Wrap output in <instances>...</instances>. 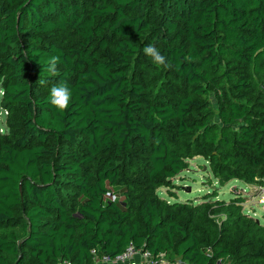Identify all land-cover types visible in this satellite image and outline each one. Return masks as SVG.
I'll return each mask as SVG.
<instances>
[{"label": "trees", "instance_id": "16d2710c", "mask_svg": "<svg viewBox=\"0 0 264 264\" xmlns=\"http://www.w3.org/2000/svg\"><path fill=\"white\" fill-rule=\"evenodd\" d=\"M61 82L65 111L49 101ZM0 87V264H94L129 245L264 264L243 196L157 192L195 157L222 186H264V0H0Z\"/></svg>", "mask_w": 264, "mask_h": 264}, {"label": "rangeland", "instance_id": "374dc122", "mask_svg": "<svg viewBox=\"0 0 264 264\" xmlns=\"http://www.w3.org/2000/svg\"><path fill=\"white\" fill-rule=\"evenodd\" d=\"M0 111V128L5 129L6 114L3 108ZM263 188L264 186L246 184L239 180H232L222 186L210 172L208 162L203 157H195L189 161V167L174 179L173 186L169 188L161 187L157 192L161 198H165L170 202L192 203L202 202L205 197L212 194H217V199L226 201L240 195L245 199L243 202L244 211L264 224V203L259 202ZM117 196L121 197L119 194ZM168 259L172 262L180 260L177 256L168 257Z\"/></svg>", "mask_w": 264, "mask_h": 264}, {"label": "built area", "instance_id": "2783aa9c", "mask_svg": "<svg viewBox=\"0 0 264 264\" xmlns=\"http://www.w3.org/2000/svg\"><path fill=\"white\" fill-rule=\"evenodd\" d=\"M1 108L2 107L0 105V110ZM3 110L7 115V111L5 109ZM259 202L264 203V188L262 195L259 197ZM92 253L94 264H182L181 260L178 262L170 261L165 252L153 254L150 250L140 249L134 245H129L124 251L116 256H109L105 254L99 255L94 250Z\"/></svg>", "mask_w": 264, "mask_h": 264}, {"label": "clouds", "instance_id": "9594fccd", "mask_svg": "<svg viewBox=\"0 0 264 264\" xmlns=\"http://www.w3.org/2000/svg\"><path fill=\"white\" fill-rule=\"evenodd\" d=\"M146 56L151 57L154 64L158 66L170 67L171 65L166 62L164 55L155 47V45H147L143 49ZM59 62L58 56H52L48 61L47 71L50 74H55L57 70V64ZM4 90L0 89V96H3ZM72 93L65 82L55 84L50 89L49 101L59 111H65L71 102ZM4 129L0 128V133H3Z\"/></svg>", "mask_w": 264, "mask_h": 264}]
</instances>
